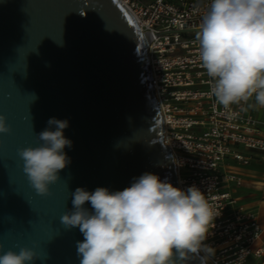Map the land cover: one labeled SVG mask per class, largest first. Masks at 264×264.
Returning a JSON list of instances; mask_svg holds the SVG:
<instances>
[{
	"label": "water",
	"instance_id": "1",
	"mask_svg": "<svg viewBox=\"0 0 264 264\" xmlns=\"http://www.w3.org/2000/svg\"><path fill=\"white\" fill-rule=\"evenodd\" d=\"M152 80L146 39L117 0H0V114L11 129L0 133V254L27 246L40 256L32 264H80L83 234L60 220L77 187L123 190L145 172L177 187ZM51 117L68 121L72 144L40 195L17 149L37 146Z\"/></svg>",
	"mask_w": 264,
	"mask_h": 264
},
{
	"label": "clouds",
	"instance_id": "2",
	"mask_svg": "<svg viewBox=\"0 0 264 264\" xmlns=\"http://www.w3.org/2000/svg\"><path fill=\"white\" fill-rule=\"evenodd\" d=\"M196 38L217 103L226 110L250 101L264 108V0H211ZM47 124L37 134V146L17 149L23 172L40 195L48 194L49 185L59 179L69 163L64 148L72 144L63 134L67 120L51 117ZM10 130L0 114V133ZM71 195L73 210L60 220L83 234L77 241L80 264H186L200 252L205 254L201 264H206L214 255L203 241L220 212L196 186L185 191L145 172L123 190L77 187ZM37 258L34 248L21 246L2 251L0 264H32Z\"/></svg>",
	"mask_w": 264,
	"mask_h": 264
},
{
	"label": "built area",
	"instance_id": "3",
	"mask_svg": "<svg viewBox=\"0 0 264 264\" xmlns=\"http://www.w3.org/2000/svg\"><path fill=\"white\" fill-rule=\"evenodd\" d=\"M117 1L147 42L162 143L177 187L196 186L220 212L203 241L215 250L207 264H264L258 212L240 207L231 195L241 185L234 169L264 163V122L251 115V101L226 110L210 93L213 80L201 67L196 34L211 0Z\"/></svg>",
	"mask_w": 264,
	"mask_h": 264
},
{
	"label": "crops",
	"instance_id": "4",
	"mask_svg": "<svg viewBox=\"0 0 264 264\" xmlns=\"http://www.w3.org/2000/svg\"><path fill=\"white\" fill-rule=\"evenodd\" d=\"M250 113L255 120L264 122V108H260L252 104ZM251 163L257 164L258 162L253 161ZM251 163L247 167L234 169L235 173L241 178V185L238 188H234L231 190V195L238 201V205L240 204L241 201V197L237 195L238 193L248 192L251 194H255L260 188L259 185H263L262 183H256L254 181V176H253L254 171L250 169ZM261 194H262V199L264 200V195L263 193ZM245 208L257 210L259 222L263 229L262 239L264 240V201L259 202L258 205H254L253 203L250 202L248 205H246Z\"/></svg>",
	"mask_w": 264,
	"mask_h": 264
},
{
	"label": "rangeland",
	"instance_id": "5",
	"mask_svg": "<svg viewBox=\"0 0 264 264\" xmlns=\"http://www.w3.org/2000/svg\"><path fill=\"white\" fill-rule=\"evenodd\" d=\"M254 173V181L256 183H262L263 185H259V190L255 194H251L248 192L238 193L237 195L241 197V201L239 206L245 208L250 202L254 205H258L259 202L264 201L262 199V194L264 195V163L258 162L257 164L251 163V168ZM243 186V184H242ZM246 264H255L253 261L249 260Z\"/></svg>",
	"mask_w": 264,
	"mask_h": 264
},
{
	"label": "bare ground",
	"instance_id": "6",
	"mask_svg": "<svg viewBox=\"0 0 264 264\" xmlns=\"http://www.w3.org/2000/svg\"><path fill=\"white\" fill-rule=\"evenodd\" d=\"M199 254H201V253H199ZM207 262H208V261H206V264H207Z\"/></svg>",
	"mask_w": 264,
	"mask_h": 264
}]
</instances>
